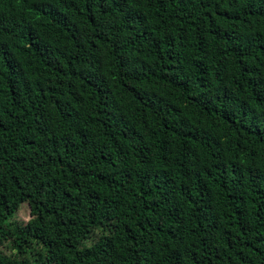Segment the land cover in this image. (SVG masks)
I'll return each instance as SVG.
<instances>
[{"label": "trees", "instance_id": "16d2710c", "mask_svg": "<svg viewBox=\"0 0 264 264\" xmlns=\"http://www.w3.org/2000/svg\"><path fill=\"white\" fill-rule=\"evenodd\" d=\"M0 264H264V0H0Z\"/></svg>", "mask_w": 264, "mask_h": 264}, {"label": "rangeland", "instance_id": "374dc122", "mask_svg": "<svg viewBox=\"0 0 264 264\" xmlns=\"http://www.w3.org/2000/svg\"><path fill=\"white\" fill-rule=\"evenodd\" d=\"M16 218L21 222H27L31 218L30 207L28 205L21 206L20 210L16 214Z\"/></svg>", "mask_w": 264, "mask_h": 264}]
</instances>
